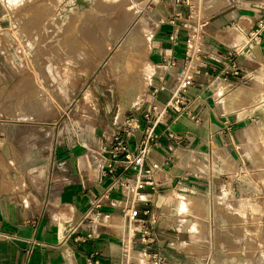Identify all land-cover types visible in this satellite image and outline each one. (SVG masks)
Returning <instances> with one entry per match:
<instances>
[{"label": "crops", "instance_id": "obj_1", "mask_svg": "<svg viewBox=\"0 0 264 264\" xmlns=\"http://www.w3.org/2000/svg\"><path fill=\"white\" fill-rule=\"evenodd\" d=\"M253 5L235 1L203 23L204 52L194 61L198 73L184 93L189 114L170 104L186 61L189 31L184 22L189 12L173 0L167 12L157 8L146 15L155 23L148 55L154 71L146 87L147 99L133 111L143 123L145 113L159 122L160 144L145 162L146 168L163 164L156 173L160 191L153 197L150 214L157 198L158 205L169 202L179 208L178 196L162 197L171 190L195 189L208 198L226 191L229 198L242 199L254 196L255 187H261L256 175L262 168L255 158L262 147L264 152V37L258 44L246 46V41L264 18V0L263 5ZM242 48L232 58L240 74H226L230 54ZM238 87L262 98L254 106L263 113L241 116L229 111ZM101 122L103 126L89 134L54 132L37 139L35 163L26 165L25 176L6 158L0 160V264H87L91 254L106 263H119L125 235L117 232L121 227L111 219L124 217L128 202L120 189H109L110 178L102 174L110 161L107 150L115 125L111 127L108 119ZM168 132L179 139L170 138ZM258 145L260 149L255 148ZM168 156L172 157L169 163ZM181 178L183 186L178 183ZM141 197L146 198V192ZM95 202L100 206L93 210ZM144 209L140 203V216L150 219ZM155 230L154 248L166 253L168 264H202L188 262L183 250L171 246L174 234L167 226L159 223Z\"/></svg>", "mask_w": 264, "mask_h": 264}, {"label": "rangeland", "instance_id": "obj_2", "mask_svg": "<svg viewBox=\"0 0 264 264\" xmlns=\"http://www.w3.org/2000/svg\"><path fill=\"white\" fill-rule=\"evenodd\" d=\"M172 1L0 0V160L6 158L18 174L25 176L26 165L35 163L37 140L27 142L28 133L38 131L39 138L54 132L66 136L83 130L89 134L103 126L101 120L108 119L113 127L126 114L140 108L147 99V88L121 111L120 81L137 77L140 68H153V73L148 59L151 41L149 36L146 43L142 32L134 43L126 42L127 37L138 27L140 18L149 16V12L153 15L157 8L167 12ZM235 1L246 6L263 4V0H191L192 27L198 28L193 31V38L201 40L204 27L199 28L200 24ZM186 9L189 12V7ZM129 18L130 24L120 31ZM65 64L69 69H62ZM261 100L260 97L251 104L233 100L229 111L241 116L263 113L254 106ZM255 148L260 149V145ZM262 150L255 158L262 168L256 175L261 187H255L252 197L236 199L229 198L226 191L213 193V197L221 196V202L212 213L203 210L205 205L210 206L211 197H203L200 192L201 204L195 207L186 204L182 197L179 208L169 202L158 205L156 199L147 219L155 227L159 223L168 227L174 234L171 246L183 250L185 260L202 264H264ZM182 194H186V199L195 197L190 189L171 190L162 197ZM111 221L121 227L117 232L128 234L130 227L123 216ZM242 221L247 223L238 224ZM220 223L229 224V231H222ZM135 254L141 257L139 251Z\"/></svg>", "mask_w": 264, "mask_h": 264}, {"label": "built area", "instance_id": "obj_3", "mask_svg": "<svg viewBox=\"0 0 264 264\" xmlns=\"http://www.w3.org/2000/svg\"><path fill=\"white\" fill-rule=\"evenodd\" d=\"M190 1L174 0L175 4L189 7L188 21L184 22V26L189 31V46L185 57L186 61L180 71L177 89L170 103L171 106L185 114H189L190 110L187 107L189 99L184 98V93L194 84L195 75L198 73V65L194 61L204 52L202 37L201 40L193 38V31L197 32L198 28L192 27L191 22L194 18ZM203 23L199 28H202ZM177 33L174 36L175 39L178 38ZM263 37L264 18H260L256 26L249 32L246 46L260 43ZM242 50L243 48L235 49L230 54L231 62L229 68L225 70L226 74H240L241 69L235 61H232V58ZM170 64L175 65L176 62L171 61ZM144 118L147 121L145 123L142 122L141 116L132 110L121 121L115 123L111 146L107 150L110 161L102 169L103 176L110 178L109 189H120L126 195L128 202V205L123 209V214L130 229L128 235L122 239L121 259L118 264H168L167 256L159 249L154 248L158 241L154 223L141 217L138 210V205L144 203V214H150L149 207L152 205L153 197L160 191L156 173L163 166V164H154L152 167H145L146 159L160 143L157 132L158 120L151 119L149 113H145ZM168 136L179 139V136L173 132H168ZM171 160L172 157L168 156L166 162L169 163ZM178 183L183 186L184 178L178 180ZM142 192H146V198L141 197ZM99 206L100 202H95L92 209L95 210ZM91 236L92 234H88V237ZM79 240L85 239L80 238ZM136 251L141 253V257L137 258ZM87 264L110 263L96 257V254H91L87 259Z\"/></svg>", "mask_w": 264, "mask_h": 264}, {"label": "bare ground", "instance_id": "obj_4", "mask_svg": "<svg viewBox=\"0 0 264 264\" xmlns=\"http://www.w3.org/2000/svg\"><path fill=\"white\" fill-rule=\"evenodd\" d=\"M131 20H132V18H129L127 21H125V23L122 24L120 31H122V30L124 31L126 29V27L130 24ZM149 20H148V17H146V16H143L142 18H140L137 21L138 27H136L133 31H131V33L127 37L126 42H130V43L133 42L134 43L135 41H138L137 38L141 37L140 32H142V34L145 37H147V38H144V41H146V43H147V40H148V42H149V36L151 35V32L155 28V23L152 21L150 22ZM52 35H53V33H52ZM49 36H50V34H49ZM117 36H118V34H117ZM58 40H59V38H58ZM60 42H62V41H60ZM78 48L80 49V47H78ZM67 57H68L69 61H72V56L70 57V55L67 54ZM70 68H71V66H70ZM143 68L144 67H142V69ZM62 69L67 70V69H69V67L66 66V64H65L62 66ZM152 70H153L152 68L150 70H141V68H140V70L137 72V77L133 78L132 76H129V77H126L125 80L120 81V93H121V98H122V104H121V108H120L121 111L125 109V107L127 106V103L130 100H132L134 96L144 93V88H146L148 85L149 76L151 74L150 72H152ZM224 89H225V86L220 87V90H224ZM89 93H91V92L89 91ZM259 98H260V96L257 93H255L251 90H247L243 87H238L232 94V100L239 101L240 103L246 102V104L247 103L251 104L252 102L259 100ZM85 99L86 100L88 99V92L85 94ZM39 134L40 133H38V131H32V132L28 133L26 135V141L28 142L30 140L38 139L40 137ZM1 184H2V182H1ZM191 194H194L193 196H195V197L190 196L189 199H186L185 198L186 194H182V196L181 195H176V196L182 197L183 199H185L186 204H189V206L195 207V206L201 204V202L198 201V199H199L198 194H200V193L195 189H191ZM220 202H221L220 196H217V195H215L214 197L212 196L210 206L205 205L203 207L204 212L205 213L206 212L212 213V211L215 212L214 208L216 209L217 204H220ZM183 205H184V203H183ZM183 205H182V208H183ZM240 210H242V209H240ZM246 223H247L246 221H244V222L242 221L238 224H246ZM219 227H221L222 231H229V224H227V223H220Z\"/></svg>", "mask_w": 264, "mask_h": 264}, {"label": "clouds", "instance_id": "obj_5", "mask_svg": "<svg viewBox=\"0 0 264 264\" xmlns=\"http://www.w3.org/2000/svg\"><path fill=\"white\" fill-rule=\"evenodd\" d=\"M17 2H18V3H22V2H23V0H17Z\"/></svg>", "mask_w": 264, "mask_h": 264}]
</instances>
